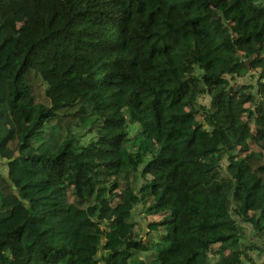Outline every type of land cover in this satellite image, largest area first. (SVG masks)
<instances>
[{"label":"trees","instance_id":"16d2710c","mask_svg":"<svg viewBox=\"0 0 264 264\" xmlns=\"http://www.w3.org/2000/svg\"><path fill=\"white\" fill-rule=\"evenodd\" d=\"M0 176V264H264V0H0Z\"/></svg>","mask_w":264,"mask_h":264},{"label":"rangeland","instance_id":"374dc122","mask_svg":"<svg viewBox=\"0 0 264 264\" xmlns=\"http://www.w3.org/2000/svg\"><path fill=\"white\" fill-rule=\"evenodd\" d=\"M234 69V68H233ZM250 80H253L252 82H256V80H257V77L256 78H251L250 77ZM251 129L249 130V132L251 133V134H253L254 136L256 135V127L255 126H252V127H250ZM0 184H1V186H3L4 187V189H5V192L7 193V196H8V201H7V206H11V205H13L14 203H15V197H14V195L12 194V190H11V188H10V186H9V184L6 182V180L4 179V178H2L1 176H0ZM258 258V260L260 261L261 260V258L258 256L257 257Z\"/></svg>","mask_w":264,"mask_h":264}]
</instances>
